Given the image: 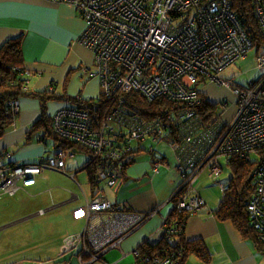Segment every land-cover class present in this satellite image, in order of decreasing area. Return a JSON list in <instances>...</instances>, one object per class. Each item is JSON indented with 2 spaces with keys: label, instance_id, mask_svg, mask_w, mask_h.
<instances>
[{
  "label": "built area",
  "instance_id": "2783aa9c",
  "mask_svg": "<svg viewBox=\"0 0 264 264\" xmlns=\"http://www.w3.org/2000/svg\"><path fill=\"white\" fill-rule=\"evenodd\" d=\"M50 1L72 4L85 20L80 43L93 52L92 75L101 78L102 94L112 100L101 119L79 107L59 108L53 115L57 134L109 158L119 157L113 147L119 137L129 142L165 141L174 152V167L182 180L174 192L175 206L178 211L189 213L203 211L207 206L195 186L202 172L219 183L223 198L229 187L222 182L223 163H229L233 155L254 158L256 154L255 188L247 203V213L264 241V47L253 44L231 1ZM252 4L264 34V0H252ZM254 48L261 71L258 79L242 85L224 74L237 60L247 58ZM204 80L224 85L237 95L239 109L232 122L220 124L218 116L211 112L206 117L208 124L202 122L198 85ZM132 91L149 100L164 97L183 105L165 110L160 117L144 116L124 102V94ZM76 97L83 98L80 94ZM9 104L8 115L19 112L18 99ZM65 150L59 148L54 156L26 163L10 162V153L0 154V195L15 194L33 185L46 168L74 178V172L65 171L68 154ZM160 164L165 163L155 158L156 170ZM117 172L103 170L98 180L115 185ZM87 206L88 219L93 213L113 207L100 194ZM163 221L169 233L177 231L169 226L167 215ZM86 240L87 231L68 235L61 244V254L76 249ZM86 251H90L88 247ZM133 253L140 258L138 264H180L181 259L179 249L173 247L151 256L141 255L137 249Z\"/></svg>",
  "mask_w": 264,
  "mask_h": 264
},
{
  "label": "crops",
  "instance_id": "0c3cea01",
  "mask_svg": "<svg viewBox=\"0 0 264 264\" xmlns=\"http://www.w3.org/2000/svg\"><path fill=\"white\" fill-rule=\"evenodd\" d=\"M84 28L85 22L72 4L0 0V50L7 41L22 40V65L32 73L26 91L54 87L57 95L80 94L85 99L101 95V78L92 75L94 55L77 41ZM225 71L227 77L234 78L233 68ZM20 100L16 117L17 121L20 115V124L14 131L18 135L16 139L11 135L0 139V154L10 153L8 160L13 163L38 162L43 156L51 157L49 135L44 140L43 125L36 128L41 116L34 122L23 121L22 108L26 102ZM60 103L59 108L68 105V101ZM11 129L5 134H11ZM141 143L137 161L127 168L126 182L119 189L103 186L102 190L93 191L84 162L70 154L66 164L76 172L79 184L70 175L48 169L37 177L34 185L15 194L0 195V264H137L133 253L136 247L145 242L156 244L166 236L163 218L172 212L174 206L168 205L173 202L170 197L181 184L177 183L179 174L174 167V156L170 162L149 142L146 146ZM155 158L165 163L158 170L154 168ZM170 172L176 176L173 181L164 182L168 187L164 190L161 177ZM229 180L222 182L228 185ZM208 182H204V187ZM202 190L203 187L201 194ZM97 194L111 201L113 207L93 213L88 219L87 203ZM206 199L203 211L188 214L185 238L201 239L205 243L211 258L209 264H264L254 241L244 237L231 220H222L217 215L222 199L218 201L210 195ZM41 209L43 213L39 212ZM84 231H87L86 243L61 254L65 237ZM183 264L204 263L192 255Z\"/></svg>",
  "mask_w": 264,
  "mask_h": 264
},
{
  "label": "trees",
  "instance_id": "16d2710c",
  "mask_svg": "<svg viewBox=\"0 0 264 264\" xmlns=\"http://www.w3.org/2000/svg\"><path fill=\"white\" fill-rule=\"evenodd\" d=\"M230 1L233 10L240 18L249 37L252 39L253 44L255 46L264 47V34L258 24L252 0ZM22 62V40L20 38H14L11 41H7L0 50V137L3 136L7 130L15 126L16 117L19 114L18 112L13 116L8 115L10 113V101L12 99H19V97L24 94H33L42 100L43 111L40 119L36 122V128L41 124L45 125V133L41 136L44 140L47 135L52 139L50 140L53 143L49 149L50 154L54 156L55 151L59 148L67 150V157L72 153L74 156H77V153L84 154V167L88 172L89 182L92 184L93 191L99 188V191L102 190L100 183L105 182V180H98L101 171H118V181L116 184L110 185L108 181H106L104 186H111L113 188L117 187L119 189L126 182L127 168L137 161V156L141 149L140 142L142 141H137L138 143L136 147L134 144L135 140L129 142L127 138L119 137L113 145L119 153V157L109 158L104 155H97L93 148L73 142L72 140L64 139L57 134L53 128L54 117L47 116L44 101L46 98L60 97L61 99L68 101L69 106L85 109L93 117L95 116L96 118L101 119L107 114L112 100L103 96L102 93L99 97L93 99H85L84 97L78 98L70 95H57L54 87H47L42 90L29 89V91H26L25 88L28 87L29 76L27 75L28 71L23 67ZM199 85L198 92L200 94V104L198 110L202 112L204 117L201 119L202 122L207 125L208 119L206 117H209V107L215 106L216 104L208 99L206 92L201 91ZM124 102L135 112L150 117H160L165 110L174 109L183 105L180 101H170L164 97L149 100L145 98L142 93L135 91L126 92L124 94ZM129 147H131L130 150H128ZM228 165L231 170V177L228 184L229 187L219 204L217 215L222 220H231L236 228L242 232L244 237L252 239L259 251L264 254V241L260 239L259 233L251 224L247 213V203L255 188L253 172L256 167V162L253 161V157L246 158L240 155H233L229 159ZM48 169L56 170L53 168H46L45 170ZM65 171L73 172L68 169L67 164H65ZM60 172L68 175L62 171ZM74 173V180L77 181L76 172ZM176 190L177 189H175L174 192ZM173 202L176 204V199H173ZM174 207L175 208L172 210L168 218L169 226H174L177 231L173 234L167 231L166 236L156 244H151L149 242L141 244V253L149 256L157 255L164 250L173 247L180 251V264H183L187 258L192 255L199 258L202 263L209 264L211 258L205 243L201 239L188 240L185 238L184 230L189 213L180 212L176 209V206ZM170 235L171 238H169Z\"/></svg>",
  "mask_w": 264,
  "mask_h": 264
},
{
  "label": "rangeland",
  "instance_id": "374dc122",
  "mask_svg": "<svg viewBox=\"0 0 264 264\" xmlns=\"http://www.w3.org/2000/svg\"><path fill=\"white\" fill-rule=\"evenodd\" d=\"M83 21L85 22L84 19H83ZM85 24H86V22H85ZM80 37H81V33H80L78 39H80ZM77 41L79 43L80 42L82 43L81 39L77 40ZM81 45H83V44H81ZM84 47H86V46H84ZM86 48L89 49L88 47H86ZM89 50L91 51V49H89ZM255 52H256V48H254L250 51L249 56L247 58L237 60L231 66V68L234 69L233 74H232L234 77V80L236 82H238L239 84L247 85V84L251 83L252 81H254L260 77L261 71L257 67V63L255 60ZM226 72L227 71H224V74ZM31 74L32 73H29L28 76L30 77ZM96 78L99 79L98 77H96ZM199 88L201 91L206 92L208 99H210V101L212 103L216 104L215 106L209 107V112L214 113V115L218 116L219 123L220 124H226V123L232 122L235 115L238 112V109H239V106L237 104V95L233 92V90L225 87L224 85H220L215 81H210V80L202 81L201 84L199 85ZM101 90L103 91V86H102ZM20 99L25 100V102H26V104L22 108L23 121H28V120L29 121L33 120L32 122L37 121L42 114V100L36 96H31V95L30 96L29 95H23V96H21ZM44 101H45V111H46L47 116H52L55 113L56 109L59 108L58 106H60V104H61L60 102H63V103L66 102L65 100L61 101L60 99H57V98H46ZM224 103H227V106H224ZM19 120H20V115L17 118L15 127H13L11 129L12 130L11 134H10V132H8L7 134H4L3 136H1L0 139H3L4 137H8L10 135L12 138L16 139L18 132L16 133L14 131L19 127V124H20ZM44 128H45V125L42 126V129H44ZM19 131H21V130H19ZM19 133H21V132H19ZM142 142L143 143H141V144H144L145 146L147 145V142H149L151 147H153L154 149L159 151V153H163L164 155H166L168 157L167 159L170 162L172 161L174 154L168 148V146L166 145V143L164 141H161V140L153 141L152 139H146ZM136 143H137V141L134 142V144H136ZM84 157H85L84 154L77 153V160H79V161L82 160L84 162L85 161ZM256 157H257L256 154H254V158H253L254 162L256 161V159H255ZM223 167H224V172L222 174V180L225 183H227L228 179L231 177V171H230V168L228 166H226L225 163H223ZM174 176H176V174L175 173L173 174L172 172H170V173L163 175L161 177L162 178L161 179V186L164 190H168V189H166L168 187L165 186L164 182L167 180L170 181L171 179L173 181ZM177 178H178L177 183H180L182 181L181 177L177 176ZM209 179L210 178L207 176L206 172L204 171L200 174L199 178L195 182V186L198 188L199 192H200L201 188L203 187L202 193L204 195L201 194V192H200V194L205 198L206 201H207L206 198H208L209 195L214 196V198L218 201H219V199L221 200L223 193L220 190V187L217 185L219 183L216 182V184L213 185L210 182L211 179L210 180ZM72 180H74V178ZM206 180H208L209 182H208L207 187H204V182H206ZM74 181L77 184H79L76 180H74ZM213 182H215V181H213ZM104 183L105 182L100 183V186L103 187ZM168 205L171 208L174 206V202H169ZM191 217H192V215H191ZM152 240H154V239H152ZM261 254H262L261 257L264 260V254L262 252H261Z\"/></svg>",
  "mask_w": 264,
  "mask_h": 264
},
{
  "label": "flooded vegetation",
  "instance_id": "af4514ba",
  "mask_svg": "<svg viewBox=\"0 0 264 264\" xmlns=\"http://www.w3.org/2000/svg\"><path fill=\"white\" fill-rule=\"evenodd\" d=\"M68 175H69V174H68ZM170 199H171L172 201H173V199H176V196H175L174 193L172 194V196L170 197ZM174 206H175V203H174ZM87 207H88V206H87ZM87 207H86V210H87ZM174 208H175V207H174ZM174 208H173V209H174ZM151 214H155V212H152ZM168 216H169V215H167V217H168ZM140 246H141V245H139L138 247H136V249L139 250V252L141 253ZM136 249H135V250H136ZM141 255H143V254L141 253ZM136 257H137V264H138V263H139L138 261H140V258H139V256H136Z\"/></svg>",
  "mask_w": 264,
  "mask_h": 264
},
{
  "label": "clouds",
  "instance_id": "9594fccd",
  "mask_svg": "<svg viewBox=\"0 0 264 264\" xmlns=\"http://www.w3.org/2000/svg\"><path fill=\"white\" fill-rule=\"evenodd\" d=\"M187 213H189V212H187Z\"/></svg>",
  "mask_w": 264,
  "mask_h": 264
},
{
  "label": "water",
  "instance_id": "95a60500",
  "mask_svg": "<svg viewBox=\"0 0 264 264\" xmlns=\"http://www.w3.org/2000/svg\"><path fill=\"white\" fill-rule=\"evenodd\" d=\"M181 190V189H180Z\"/></svg>",
  "mask_w": 264,
  "mask_h": 264
}]
</instances>
